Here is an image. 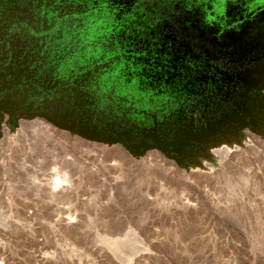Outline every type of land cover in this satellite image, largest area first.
Returning <instances> with one entry per match:
<instances>
[{
  "label": "rangeland",
  "instance_id": "1",
  "mask_svg": "<svg viewBox=\"0 0 264 264\" xmlns=\"http://www.w3.org/2000/svg\"><path fill=\"white\" fill-rule=\"evenodd\" d=\"M100 2L95 10L98 0H0V61L3 24L9 49L11 37L25 33L21 55L0 76V264H264V68L245 76L263 93L258 102L251 98L241 111L190 126L163 155L102 137L76 106L48 112L28 102L38 67L25 53L42 54L44 72L59 69L63 87L67 71L103 70L116 61L98 78L104 99L112 78L117 96L122 82L153 96L181 92L182 84L159 87L162 67L140 74L141 54L124 39L125 0ZM67 4L89 12L62 15ZM50 7L53 13L44 11ZM30 11L33 17L21 19L33 32L12 26ZM90 72L88 86L97 80ZM49 80V88L60 84Z\"/></svg>",
  "mask_w": 264,
  "mask_h": 264
},
{
  "label": "flooded vegetation",
  "instance_id": "2",
  "mask_svg": "<svg viewBox=\"0 0 264 264\" xmlns=\"http://www.w3.org/2000/svg\"><path fill=\"white\" fill-rule=\"evenodd\" d=\"M100 1L92 5L95 10L100 9ZM120 10L119 14L129 23L123 29L124 39L132 40L136 51L141 54L135 62L142 65L140 74L155 75L161 73L162 67L163 73L167 72L158 76L159 87L182 84L178 90L181 92L167 90L153 96L149 89L140 91L133 89L134 85L122 82L118 86L121 94L117 96V78H112V88L104 99L98 78L105 71L113 72L116 61H108L103 70L67 71L69 82L63 87L59 69L49 67L44 72L43 55L34 57L25 53L28 55L23 57L38 67L37 75L29 81L28 90L31 92L27 91L28 102L33 108L54 112L51 111L53 106H76L84 119L82 122L87 127L92 126L102 137L123 142L125 146L143 144L163 155L167 149L174 151L190 126L214 123L230 113L241 111L251 98L257 102L262 98L261 90L245 76L264 68V0H125ZM44 11L53 13L55 10L50 7ZM88 12L80 5L76 8L68 5L62 8L61 14L84 16ZM44 15L41 23L46 22ZM33 16V13L22 15L12 20V26L29 27L30 20L24 22L21 18ZM7 26L8 23L3 24L2 44L5 47H2L4 56L0 61V76L3 77L6 67L13 66L14 55H21L18 46L23 41L19 34H25L18 31L13 35L15 46L9 49L6 47L10 40V32L5 29ZM52 30L48 31L54 32ZM110 41L116 43V37L112 36ZM89 72L97 77L91 86H88L86 77ZM41 73H44L42 78ZM45 76L52 81L60 79V84L52 88L45 86ZM65 89L68 92L61 91ZM51 114L59 115V112Z\"/></svg>",
  "mask_w": 264,
  "mask_h": 264
},
{
  "label": "bare ground",
  "instance_id": "3",
  "mask_svg": "<svg viewBox=\"0 0 264 264\" xmlns=\"http://www.w3.org/2000/svg\"><path fill=\"white\" fill-rule=\"evenodd\" d=\"M200 160H201V159H200ZM202 162H204V164L207 165L209 168H211V169L213 168V166L210 165V163H209L208 160H206V159L203 160V159H202ZM209 165H210V166H209ZM201 167H202V165H201ZM201 169H202V170H206L205 167H202ZM127 264H131V260H128Z\"/></svg>",
  "mask_w": 264,
  "mask_h": 264
},
{
  "label": "trees",
  "instance_id": "4",
  "mask_svg": "<svg viewBox=\"0 0 264 264\" xmlns=\"http://www.w3.org/2000/svg\"><path fill=\"white\" fill-rule=\"evenodd\" d=\"M41 33H44V31H42Z\"/></svg>",
  "mask_w": 264,
  "mask_h": 264
}]
</instances>
